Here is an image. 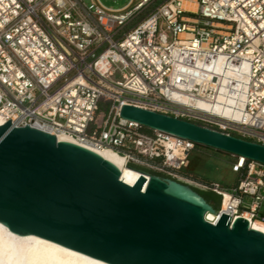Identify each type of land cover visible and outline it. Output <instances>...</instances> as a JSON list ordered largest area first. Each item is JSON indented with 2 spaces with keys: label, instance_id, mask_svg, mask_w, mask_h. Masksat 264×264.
<instances>
[{
  "label": "built area",
  "instance_id": "1",
  "mask_svg": "<svg viewBox=\"0 0 264 264\" xmlns=\"http://www.w3.org/2000/svg\"><path fill=\"white\" fill-rule=\"evenodd\" d=\"M157 1L0 0V117L181 181L196 144L144 132L123 105L264 145V0H195V12ZM233 158L236 187H201L228 195L232 220L264 222V164Z\"/></svg>",
  "mask_w": 264,
  "mask_h": 264
},
{
  "label": "water",
  "instance_id": "2",
  "mask_svg": "<svg viewBox=\"0 0 264 264\" xmlns=\"http://www.w3.org/2000/svg\"><path fill=\"white\" fill-rule=\"evenodd\" d=\"M152 132L264 164V145L123 105ZM130 186L98 153L30 126H0V224L108 264H264V233L196 187L150 174Z\"/></svg>",
  "mask_w": 264,
  "mask_h": 264
},
{
  "label": "bare ground",
  "instance_id": "3",
  "mask_svg": "<svg viewBox=\"0 0 264 264\" xmlns=\"http://www.w3.org/2000/svg\"><path fill=\"white\" fill-rule=\"evenodd\" d=\"M183 9L190 12L197 10L195 0H184ZM185 36V35H183ZM6 121L0 117V126ZM59 141H66L77 144L72 138L59 135ZM90 149L104 159L113 163L120 171L122 180L133 186L141 176H145L146 180H150V176L133 170L127 167L124 156L119 155L111 149ZM183 179V178H180ZM190 184H194L189 180L183 179ZM222 213L231 214L229 211L228 195H225L224 200H221ZM215 223L219 220V213ZM242 218L248 220L253 229L264 233V222L252 220L249 213H244ZM0 264H108L101 260L95 259L88 255L82 254L75 250L69 249L62 245L56 244L36 235H18L8 229V227L0 224Z\"/></svg>",
  "mask_w": 264,
  "mask_h": 264
},
{
  "label": "rangeland",
  "instance_id": "4",
  "mask_svg": "<svg viewBox=\"0 0 264 264\" xmlns=\"http://www.w3.org/2000/svg\"><path fill=\"white\" fill-rule=\"evenodd\" d=\"M82 1L87 5L91 3V0H82ZM99 1L106 8L112 9L114 11L129 10L137 3V0H133V1L132 0H99ZM163 1L165 0H158L155 6H159ZM146 14L147 12L139 15L131 23V25H129L128 28L133 27L135 24L141 21L146 16ZM149 132L152 131L149 130ZM234 160L235 159L232 156L227 155L225 153H221L213 149L196 145V148L192 150L189 155L188 166L182 169L181 171H178L177 174L185 176L188 179L183 178L182 176H180V178L189 180L194 184L197 183L198 186H195L196 190L205 198L208 196L214 198L215 201L217 202V205L215 202L214 203L216 205V208H218L219 201L221 205L220 197H218L208 189L203 188L201 186L219 184L222 188H226L228 190H232L234 187H236L239 181V174L234 173L232 171V163L234 162ZM142 168L146 172H150V174H156L164 178L178 180L177 178L173 177L170 174L159 173L146 167H142ZM246 203L247 205H249L251 203V199L246 198ZM262 216H264V201L262 202L261 209L259 211V217L261 218Z\"/></svg>",
  "mask_w": 264,
  "mask_h": 264
},
{
  "label": "trees",
  "instance_id": "5",
  "mask_svg": "<svg viewBox=\"0 0 264 264\" xmlns=\"http://www.w3.org/2000/svg\"><path fill=\"white\" fill-rule=\"evenodd\" d=\"M188 15H191V14H188ZM143 130H144V132H146V133H148V134H153V132H149V130L146 129V128H144ZM206 199H208L209 201H214V202L216 203V205H217V202L215 201L214 198L208 196V197H206ZM219 205H220V201H219V203H218V207H219Z\"/></svg>",
  "mask_w": 264,
  "mask_h": 264
}]
</instances>
